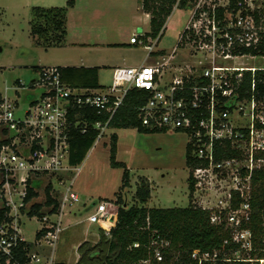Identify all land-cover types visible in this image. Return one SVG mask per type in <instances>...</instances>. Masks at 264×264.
<instances>
[{
  "label": "built area",
  "instance_id": "2783aa9c",
  "mask_svg": "<svg viewBox=\"0 0 264 264\" xmlns=\"http://www.w3.org/2000/svg\"><path fill=\"white\" fill-rule=\"evenodd\" d=\"M177 5L178 1L173 8ZM182 9L189 15L171 49L157 47L164 27L156 36L134 32L129 41L148 50L149 63L114 67L104 89L71 87L57 66H42L29 84L16 80L0 93V207L8 208L5 215L9 218L0 222V254L11 255L17 242L25 240L19 223L20 216L26 215L22 210L30 181L64 170H75L74 176L79 173L80 165L69 164L71 130L85 131L87 126L86 121L80 124L79 110L95 107L108 114L106 120L91 124L98 130L94 146L131 88L148 92L138 108L142 126L187 135L196 161L188 167V178L193 181L189 192L197 197L193 204L211 211V223L224 221L239 248L251 247V232L242 227V221L250 213L252 170L264 160L255 159L264 151V97L255 95L258 71L264 76V0H191ZM247 73L251 93L241 97ZM10 89L14 96L7 94ZM21 90L28 91L24 99L19 96ZM246 115L248 121L241 125ZM227 144L239 154L216 158V146ZM74 178L57 176L51 181L58 209L36 217L43 233L35 245L55 249L65 228V214L79 202ZM205 191L210 192L204 195ZM236 199L239 204L233 208ZM118 209L114 200L103 199L86 221L109 230ZM168 245L167 239L154 236L149 244L151 256L138 264L162 261ZM218 254V250L193 249L190 256L197 264H224ZM26 256L23 264L41 261L38 250L31 249Z\"/></svg>",
  "mask_w": 264,
  "mask_h": 264
},
{
  "label": "trees",
  "instance_id": "16d2710c",
  "mask_svg": "<svg viewBox=\"0 0 264 264\" xmlns=\"http://www.w3.org/2000/svg\"><path fill=\"white\" fill-rule=\"evenodd\" d=\"M178 1L177 7L185 8L191 0H142L143 9L150 15V30L148 34L156 36L164 27L167 17ZM74 0H67L65 6H32L30 20V34L37 43L44 47L56 46L63 43L66 35L67 7L73 5ZM40 67L35 68L37 72ZM61 77L65 81H76L78 88H103L98 82V67L87 66H57ZM255 95L264 97V76L258 71ZM250 75L247 73L241 86V97H250ZM148 92L143 89L131 88L124 96L122 103L110 118L108 127H133L140 132H159L162 130L148 129L141 125L138 108L145 103ZM80 124L86 121V130L79 127L71 130L69 164L78 166L84 160L88 150L93 146L98 130L91 126L96 121H104L108 117L106 112H98L95 107L79 110ZM259 126V125H258ZM118 135H110L109 153L110 165L122 167V183L114 193V201L119 204L115 225L109 230L99 228L100 239L94 244L84 242L78 246L79 258L76 264H138L139 260L151 256L149 244L151 239L159 235L167 239L169 245L164 249L162 261H152V264H197L190 256L193 249L201 251L218 250L220 262L224 264H259L264 259V164L254 167L251 173L250 213L242 227L251 232V247L245 249L248 256L232 257L230 251L239 249V245L232 240L231 229L224 221L219 224L210 222V210L202 209L189 203L186 206L148 207L147 201L151 197V182L145 176L138 179V185L133 196V202L125 200L126 190L130 187V172L125 163L115 158ZM238 151L230 145L216 146V158L221 156L238 155ZM264 159V151L255 155V159ZM192 157V146L186 144L185 163L187 167L195 164ZM24 202L28 203L38 195L43 177H35L30 181ZM188 188L193 190V181L188 178ZM51 182L44 187L45 200L31 202L25 212L29 217H40L57 211L58 201L51 194ZM239 199L232 202L236 208ZM24 210V208H23ZM7 207H0V222L9 220L6 217ZM43 230H37L33 241L21 240L13 247L11 255L0 254V264H23L27 260L26 252L34 248ZM138 242L139 246H133ZM243 250V249H241ZM225 258V260H224ZM229 258V260L227 259Z\"/></svg>",
  "mask_w": 264,
  "mask_h": 264
},
{
  "label": "rangeland",
  "instance_id": "374dc122",
  "mask_svg": "<svg viewBox=\"0 0 264 264\" xmlns=\"http://www.w3.org/2000/svg\"><path fill=\"white\" fill-rule=\"evenodd\" d=\"M65 1L0 0V93H5V88L12 86L16 80L29 84L37 77L32 70L35 65L43 63L48 66H58L74 62L78 54L88 56L87 50L63 52L57 48L45 49L36 44L30 35L29 21L32 18V6H64ZM100 1L92 0L91 9ZM128 1L136 4V0ZM85 2L86 0H76L77 5H83ZM135 4L131 5V8L135 9ZM188 15L185 9L173 8L167 18L158 48L166 51L171 49L176 42V34L182 29ZM148 30L147 22L143 21L134 32L143 33ZM127 47L123 53V65L149 63L146 48L137 45H127ZM110 77L108 70L103 71L101 83L109 84ZM75 84L76 81L73 80L69 85L73 87ZM6 92L10 96L15 95L11 89ZM27 95V90L19 92L20 98L24 99ZM21 105L25 108L26 102L22 101ZM242 118L245 122L241 119V125L248 121V115ZM112 132L118 135L115 158L125 163L130 172V187L125 189V200L128 203L133 202L134 192L141 176L147 177L151 182V197L146 203L148 207L186 206L197 200L194 194H190L187 186L188 168L185 163V153L188 137L185 133L174 130L140 132L133 127L116 129L108 127L93 146V151L86 154L76 176H74L75 170L41 174L43 183L38 189V195L23 207L22 213L28 210L31 202H43L45 185L49 181H55L57 176H63L66 180L75 177L73 187L79 196V202L69 210L68 214H65L69 216L66 219L64 216L65 228L55 249L34 246L33 250H38L41 254L39 264H48L49 259H52V264H76L79 258L78 246L84 242L94 244L99 241V228L103 227L100 224H89L85 216L99 201L114 200V193L122 183L123 168L110 165L109 143ZM242 163L246 161L242 160ZM259 163L264 164V160ZM208 192L210 191H205L204 195ZM20 218L19 228L22 236L27 241H33L35 232L40 227L36 216L21 215ZM83 230H86V233H83ZM244 250L239 248L230 251L229 256L236 258L248 256ZM259 264H264V259H261Z\"/></svg>",
  "mask_w": 264,
  "mask_h": 264
},
{
  "label": "crops",
  "instance_id": "0c3cea01",
  "mask_svg": "<svg viewBox=\"0 0 264 264\" xmlns=\"http://www.w3.org/2000/svg\"><path fill=\"white\" fill-rule=\"evenodd\" d=\"M91 1L86 0L83 5H77L76 0H74L73 5L67 7L66 35L63 43L60 45L44 47L42 44L37 43L35 38L31 37L36 44L43 46L45 49L57 48L63 52L68 50H87L89 52L88 56L86 54H78L74 58V62L64 63L60 66H97L98 82L103 85V88L98 89H104L110 82L109 84L101 83L102 72L108 70L112 75L114 67L123 66V53L127 50V45H134L129 41L130 36L143 21L147 22L150 30V15L143 9L142 0H136V4L134 3L135 9L131 8V5L134 4L128 0H101L91 9ZM166 22L164 24V30L166 28ZM125 65L137 66L139 64L126 63ZM40 66L48 65L43 63L35 65L32 69L33 72H35L36 67ZM92 151L93 147L88 150L87 154H90ZM68 216H65V219ZM83 233H86V230H83Z\"/></svg>",
  "mask_w": 264,
  "mask_h": 264
}]
</instances>
